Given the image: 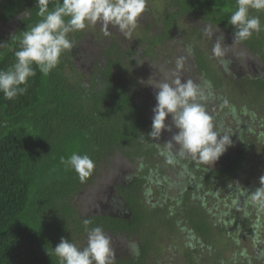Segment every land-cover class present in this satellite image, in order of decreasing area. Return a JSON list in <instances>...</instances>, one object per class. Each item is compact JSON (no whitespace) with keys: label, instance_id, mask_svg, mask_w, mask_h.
Returning a JSON list of instances; mask_svg holds the SVG:
<instances>
[{"label":"trees","instance_id":"trees-1","mask_svg":"<svg viewBox=\"0 0 264 264\" xmlns=\"http://www.w3.org/2000/svg\"><path fill=\"white\" fill-rule=\"evenodd\" d=\"M166 1L168 7L162 19L161 35L149 42L150 48L158 43L167 46L168 39L173 46L182 40L185 43L174 48L168 45L167 53L171 56L162 59L165 60L163 66L150 62L157 66L155 70H146L149 66L145 63L146 69L141 73L143 66L133 58L130 59V63L135 64L132 70L123 67V57L126 54L138 56V50L122 49L119 37L113 35L110 46L89 59L88 63L95 67L89 81L79 77V82H73L74 76L69 75V66L75 71L73 60L68 57L72 47L48 76L37 69L24 95L8 101L0 94V264H59L57 257L47 254V249L54 248L61 237L83 248L87 245L86 228L96 226H102L111 237L117 256L115 264H147L151 248L142 238V224L150 217L168 214L175 203L179 204L178 215L191 233L187 243L189 250L185 253L188 264H217L215 258L210 263L207 261L210 258L194 256L196 245L202 239L208 244L217 234L229 238V234L243 237L264 232V200L255 198L257 189L262 186L260 177L257 185L248 181L242 183L243 187L255 188L245 206V213L250 217L233 213L229 209L233 200L226 195L232 190L229 189L232 177L251 160L248 138L262 134L258 126L251 123L253 120L248 122L240 116L236 105L226 101V93L238 89L244 94L246 89L239 88L245 84L264 94V29L239 42L247 58H238L236 63L234 55L227 56L229 63L225 68L219 59L213 62L214 57L206 54L208 48L200 46L205 36L203 29L193 27L186 35L179 30L176 35L174 32L180 21L197 20L206 26H218L224 39L234 40V28L228 24V19L235 10L236 0ZM35 6L36 0H0V23L10 27L8 33L0 34V70H6L14 62V52L19 50L23 31L40 19ZM252 15H259L264 25V12L253 11ZM172 34L179 40L175 41ZM188 46L192 48L191 55L186 50ZM181 57L183 63L189 65L179 69L181 74L192 67L195 78L199 79L197 83L210 85L205 86V94H211L205 105L217 102L218 112L212 116L214 123L221 129L222 119L228 114L236 124L231 135L238 143V150L228 158L223 154L224 161L213 167L191 157L176 156L175 162L169 163L164 149L167 131L159 140L148 136L156 90L141 81L148 80L149 72L153 74L150 77L162 80L164 68L176 70V61ZM243 63L248 67L241 75ZM74 152L89 155L95 163L92 174L83 181L74 170L61 163V158L66 160ZM110 173L115 178L109 187L110 194L120 197L111 199L125 206L123 212L129 213L128 216L105 214L94 208L93 200L83 197L90 188L98 186L99 189L105 184L104 176ZM116 176L122 184H117ZM163 182L171 187L160 188ZM153 184L157 190L151 187ZM156 191L157 201H152ZM100 202L98 206L111 204L106 200ZM85 220L90 223L85 225ZM234 227L237 232H233ZM133 241L139 246L138 256L129 251L128 245ZM255 249L248 255L243 248L238 264H264V249L261 252Z\"/></svg>","mask_w":264,"mask_h":264},{"label":"clouds","instance_id":"clouds-1","mask_svg":"<svg viewBox=\"0 0 264 264\" xmlns=\"http://www.w3.org/2000/svg\"><path fill=\"white\" fill-rule=\"evenodd\" d=\"M50 4L54 7L50 8ZM35 8L40 19L29 30L23 31L19 50L14 52V62L6 70H0V94L8 101L27 92L29 80L36 76L37 69L46 77L57 68L61 56L73 47L68 38L70 33L99 23L105 29L111 25L125 36L130 35L146 10V0H36ZM253 11L264 12V0H236L235 10L228 19V24L234 28L233 43L244 42L264 29L260 16L252 15ZM203 32L208 38L220 33L215 39L212 55L227 68L230 46L224 44L223 33L213 25L206 26ZM186 50L192 54L191 46ZM183 61V57L179 58L177 70L162 80L150 77L146 82L141 81L156 90L148 136L159 140L163 132L171 133L175 128L177 131L164 143L169 163L175 162V157L179 156L214 165L232 145V140L220 131L205 108V102L211 95L205 94V86L210 85L183 79L179 72ZM169 117L171 123L166 122ZM61 163L74 170L81 181L89 177L95 167L89 155L75 152L66 160L61 158ZM260 184L262 186L257 189L255 198L264 200V176L260 177ZM84 223L88 225L90 221L85 220ZM86 231L85 247L78 248L61 237L54 248L47 249V254L57 257L59 264H115L111 237L103 227L86 228ZM128 248L131 254L139 255V246L134 241Z\"/></svg>","mask_w":264,"mask_h":264},{"label":"rangeland","instance_id":"rangeland-1","mask_svg":"<svg viewBox=\"0 0 264 264\" xmlns=\"http://www.w3.org/2000/svg\"><path fill=\"white\" fill-rule=\"evenodd\" d=\"M167 7L168 4L166 0H146V10L138 18L137 26L131 31L130 35L128 36H125L123 33H121L117 27L110 25L107 29H105L99 23L94 26H88L84 30L70 33L68 35V38L71 40L74 46L71 52L73 55L71 54L68 57L71 61L73 60L72 66L74 67L75 71L70 70V66L67 69H69V75L74 76L73 82H79V77L83 81H89V75L93 73V70L95 68L91 63H88L89 59H94L95 57H97V52L102 50L104 47L110 46V44L112 43L113 35L119 37L117 40L122 49L130 47L131 49L136 48L138 50V56L126 54V56L123 57V67H128L132 70L135 64H131L130 59L133 58L137 59V63L140 62L141 67L145 65V63L150 67L146 69L143 66L141 68V73H143V68L146 70H155L158 63H161L159 65L163 66L165 60L162 59L171 56L169 53H167L169 50L168 47H180L184 42V40H182V43H177L173 46L171 39H168L167 46L162 47V44L158 43L151 46L150 48L149 42L154 41L156 36L161 35L163 27L162 19L166 16L165 14ZM178 26L179 27H176V30L174 29L175 35L179 32H181L183 35H186L187 31H193V27H199L201 29H204L206 27L205 24L200 23L197 20H182L178 23ZM9 30L10 27H6V25L0 23V34H6L9 32ZM219 35L220 33H215L213 38H208L207 36L202 37L201 42L199 43L201 44L200 46L203 49L208 48L206 53L207 55H212L213 47L211 48L210 44H214L216 37ZM175 37L176 36H173L172 38L174 39ZM174 40L178 41L179 39ZM225 41L226 43L228 42L227 46H230L228 50V57L230 55H234L233 59H235L236 63L238 58H247L246 51H244L243 48H240V43H233L234 40H231L230 38L224 39V42ZM147 58H150V60H148ZM175 59L176 58L174 57L173 60L175 61ZM216 59L218 58L214 57L213 62L216 61ZM150 62L157 65H151ZM253 63L258 62L253 61ZM239 64L240 63H238V65ZM183 65L189 66L188 63L185 62L183 63ZM251 66L254 67L253 64H251ZM247 67L248 64H242L240 70H244V72H240L241 75H244L246 73L245 71ZM176 70L166 67L163 70V76H160L164 78L165 75L171 74ZM192 70L194 71L192 67H189L185 70L184 74H181L182 71L179 72L183 79H192L197 82L199 79L195 78ZM151 73L152 72H149L148 74L152 76L153 74ZM144 76L146 77L147 75L145 74ZM150 76H147L146 79H149ZM245 89L246 92L244 94H240V92L237 91L238 89H230V91L226 93V101L236 105V107L240 111V116L247 119L248 122H251L250 120H253L251 123L255 126H258V129L262 131V134L260 136L253 135L252 137L248 138V142L252 147L249 153V158H251V160L246 161L242 165V169L232 177V185L229 187V189L232 190L226 192V195L230 196L233 202H235L233 203L231 201V204L229 206V209L233 213H237L238 215L244 214L243 216L250 217V214L245 213V211L247 210L245 206L247 199H249L248 195L254 193L255 188L251 189V187L248 188L245 185L243 187L242 183L244 181H248L250 182V184L255 183V185H257L258 178L264 176V94L258 92L254 88L248 87L245 84H243V86L239 88V90ZM217 105L218 104L215 100L205 105V108L207 109V112L210 116H213L214 112H218ZM166 122L171 123L170 117L167 118ZM222 125L223 127L221 129L219 128L220 131L223 134L229 135L230 139L232 140V145L224 153V155H226V157L228 158V155L230 157L231 155L235 154V152L239 148L237 141H233L232 137V135H234L233 133L236 130V124L232 119L228 117L227 114L222 119ZM176 131L177 130L173 128V132H165L164 137L168 138L167 141L171 139V136ZM224 155H222L219 160L215 162V164L223 160V158H225L223 157ZM209 165L213 167V165ZM122 167H124L123 164H121V169H124ZM117 173L119 174V171H117ZM121 175L118 177H121ZM106 176L107 177L104 176L105 180L103 181L105 184L99 187L100 190L98 189V186L95 188H90L88 192H86V195L83 196L85 200H89V198L90 200H93L92 205L95 204V209H98V205H100L98 203L100 201L104 202L105 199H101L102 196L104 198H108V196L111 197L109 187L115 182V178H113L111 173ZM117 176L116 181L118 178ZM151 187L157 190L156 184H153ZM163 187L168 188L171 186H169V183L163 182L160 188ZM155 193V198L152 201H157L158 192L156 191ZM244 196H247L248 198H244ZM75 203L77 204V206L79 205V197L75 199ZM106 205L107 204H102L101 207H106ZM218 205H220V203ZM230 210H228V212H231ZM168 211V214L164 213L162 215L150 217L149 219H147V221H145V223L142 224V238L150 243L151 248L148 254L149 262L147 264H188L186 261L185 253L189 250V246L187 244L190 240L189 226L187 225V223H185L182 217L178 215V213L181 212L179 204L177 205V203H175L174 205H172V209ZM223 218L228 221L226 215H223ZM232 229H234L233 232H237L236 227ZM237 235L238 234H229V238H227V236L225 235L217 234L214 237H211L208 244L204 243L202 239V241L198 242V245H196L197 252L194 254V256L210 258L207 259V261H209L210 263L213 261V258H215L217 259L215 261L217 264H238V258L241 253L240 251H242L243 248L247 250L248 255L252 253V250L255 247L260 252L264 249V232L257 231L243 237L239 235L238 237ZM193 241L196 242V240ZM257 255H259L258 252ZM251 259L254 260L253 257ZM231 260L233 261L231 262ZM253 262H255V260Z\"/></svg>","mask_w":264,"mask_h":264},{"label":"flooded vegetation","instance_id":"flooded-vegetation-1","mask_svg":"<svg viewBox=\"0 0 264 264\" xmlns=\"http://www.w3.org/2000/svg\"><path fill=\"white\" fill-rule=\"evenodd\" d=\"M118 181V180H117ZM120 183L122 184L120 181L117 182V184ZM113 196V198H120L119 195H111V197L108 196V198H105V200L107 201V203H111V204H108L106 205V207H101V206H98L99 210L105 214H108V215H116V214H121V215H124V216H128L129 213H125L123 212V206L119 203V202H115L113 199H111ZM117 201V200H116ZM105 205V204H104ZM98 210V211H99ZM96 211V210H95ZM99 211V212H100ZM121 254H119L118 256H120ZM117 257V256H116Z\"/></svg>","mask_w":264,"mask_h":264}]
</instances>
